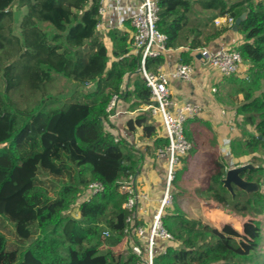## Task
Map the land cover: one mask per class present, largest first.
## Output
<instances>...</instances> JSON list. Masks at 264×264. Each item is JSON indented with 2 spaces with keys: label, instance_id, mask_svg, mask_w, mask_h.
Segmentation results:
<instances>
[{
  "label": "trees",
  "instance_id": "trees-1",
  "mask_svg": "<svg viewBox=\"0 0 264 264\" xmlns=\"http://www.w3.org/2000/svg\"><path fill=\"white\" fill-rule=\"evenodd\" d=\"M99 1L0 0L5 82L0 90V264H141L129 246L125 253L112 249L125 242L129 214L120 183L137 172L141 161L126 153L124 138L116 142L104 128L112 96L121 94L137 111L128 126L153 142L141 148L144 152L165 149L169 140L158 134L150 111L143 109L151 90L140 70L142 54L132 46L130 23L127 29L108 31L109 49L96 30ZM23 7L27 11L18 31L16 13ZM159 7L158 28L168 36L169 48L187 47L180 58L187 63L193 50L233 29L217 27L216 18L231 16L236 22L246 15L236 30L244 37L236 49L249 64L248 72L222 76L220 88H228L231 104L243 116L231 152L236 158L251 156L256 167L241 174L262 186L264 0H159ZM164 62V56L149 57L145 67L155 70ZM56 75L92 88L60 104L50 95L36 101ZM21 94L23 102L17 98ZM186 135L193 148L185 164L198 151ZM226 167L222 156L209 153L196 192L237 213H264L262 190L250 195L235 187L233 197L223 186ZM94 182L104 189L82 200L79 216H73L69 210ZM163 223L175 243L158 257L160 264H264V251L256 257L242 253L237 239H223L211 224L188 216L177 201L165 209ZM261 241L262 235L256 250Z\"/></svg>",
  "mask_w": 264,
  "mask_h": 264
},
{
  "label": "built area",
  "instance_id": "built-area-1",
  "mask_svg": "<svg viewBox=\"0 0 264 264\" xmlns=\"http://www.w3.org/2000/svg\"><path fill=\"white\" fill-rule=\"evenodd\" d=\"M98 12L97 33L100 31L106 35L111 29L123 30L127 27L126 22L130 23L132 46L135 52L142 54L140 70L151 90L150 102L143 109L150 111L158 131L169 140L165 149H159L167 158L165 191L149 218H143L142 215L149 210L147 205L150 198L139 189V168L120 183V191L127 194L123 207L129 212L124 229L125 241L140 258L141 264H160L158 257L175 243L174 236L163 223L165 208L173 204L172 186L177 166L193 148V142L186 135V123L200 116L204 108L201 102H182L174 98L169 87L171 76L188 82L192 81L199 69L212 70L221 76L240 75L248 70L249 64L234 47H220L215 51L203 47L192 51L191 62L180 60L172 72L165 70L163 64L155 70H147V58L165 56L173 50L167 46L168 36L158 28L159 0H100ZM227 21L231 27L235 24L231 16H227ZM200 53L202 56L197 57ZM123 101L121 94H114L107 106L108 115L103 119L105 130L113 134L116 142L122 141L123 136L113 130L112 124L117 122L119 116L131 114ZM103 189L104 186L99 182L90 184L85 192L86 199ZM261 190L264 192V184Z\"/></svg>",
  "mask_w": 264,
  "mask_h": 264
},
{
  "label": "crops",
  "instance_id": "crops-1",
  "mask_svg": "<svg viewBox=\"0 0 264 264\" xmlns=\"http://www.w3.org/2000/svg\"><path fill=\"white\" fill-rule=\"evenodd\" d=\"M216 40L208 46L213 51L225 46L236 48L243 42L242 34L236 32L234 28L225 32L221 38ZM186 49V46H181L168 52L164 56L165 62L163 66L165 70L172 72L174 66L181 60L182 51ZM222 80L223 77L220 74L206 69L197 70L192 81L183 82L173 76L170 79L169 87L174 98L182 102H201L204 104L201 115L186 123V133L190 135L198 147L197 154L195 153V156L193 155V158H190L187 164V173L193 176L195 180L200 176H195L196 174L193 173L194 166L196 164L206 166L208 164L209 153H218L222 156L227 163L226 169L249 162L248 158L251 157L244 155L236 158L231 152L233 139L241 135L243 116L237 114V105L231 104L230 101L233 97L228 96V88L226 87V89L221 90L220 85ZM223 97L224 100H221ZM239 97L242 99L241 95ZM123 102L129 109L127 101L124 99ZM130 112L131 114L129 115L119 116L117 122L112 125L113 130L120 132L124 140H127V143H125L127 154L132 153L133 155L138 154L140 156L141 161L139 163L137 183L139 189L148 194L150 198V202L147 205L149 210L146 214H142L143 218H149L151 211L158 206V201L162 197L164 186L160 173L165 166L167 158L166 154L160 153L159 150L153 153H146L141 149L147 145H152L153 142L142 139L139 132L133 134L130 131L128 122L137 115V111L130 110ZM246 128L250 131L253 130L250 125H247ZM158 134L161 135L159 131ZM229 158H234L236 162L232 164ZM197 188L198 186H196ZM176 189L178 193L189 194L182 186L178 185ZM188 196L195 198L194 205L198 204L196 195L189 194ZM177 202L180 206L183 205L181 199H177Z\"/></svg>",
  "mask_w": 264,
  "mask_h": 264
},
{
  "label": "rangeland",
  "instance_id": "rangeland-1",
  "mask_svg": "<svg viewBox=\"0 0 264 264\" xmlns=\"http://www.w3.org/2000/svg\"><path fill=\"white\" fill-rule=\"evenodd\" d=\"M14 8L16 9V6ZM26 11H27V8L23 7L21 10H19L16 13V24H17L18 31H20L19 24H20L21 18L26 13ZM214 23L219 28L220 27L221 28L230 27L227 21V16L216 18ZM210 28L211 27H209L208 29ZM98 34L107 44L108 48L111 49V42L109 41L107 34L104 35V33L100 31L98 32ZM242 38H244L243 35H242ZM213 41H217V40L215 39ZM213 41H211L210 44ZM208 46L209 44L206 47ZM247 72L248 71L245 70L238 76L244 77L246 76L245 74ZM4 86H5V82L2 79V71L0 70V90L1 91L4 90ZM42 87L43 89L41 88V90L38 92L37 97L35 96L36 94L33 95L35 96L34 98H36L35 99L36 101H38L40 97L42 98L44 96L50 95L56 98L57 103L60 104L68 100L74 94H79L80 92H85V91L90 90L92 88V85L83 86V85H80L74 82L73 80L66 79L62 76L56 75L53 82H51L50 84H47V86L45 87L44 86ZM27 97H29V95H27ZM17 98L22 102L26 100L25 96L22 94L19 95ZM187 157L188 155L183 157L180 164L177 166L176 174L180 172L181 175L177 179L178 181L176 184L173 181V186H172L173 204L175 201H177V199H181L183 202V205H182L183 207L181 206V208L185 211L186 214H188V216L196 217V219H200L205 223L211 224L215 228V231L218 233V235H220L223 239H227L229 237H233L237 239L240 243L242 253L252 255L253 257L258 256L259 254H262V252L264 251V213L259 214V215L252 213V212H246L245 214L237 213L231 207H225L223 205H218L216 202L206 198L205 195L201 193H197L196 186L202 185L201 178L205 174V166L200 165V164H196L194 166L193 173L196 174L195 176H200L199 178H197V180H195L193 176L187 173L188 163L185 164L183 162L184 158H187ZM190 158H193V156H191ZM250 159L251 158L249 157L248 158L249 162H251ZM229 161L232 164L236 162L234 158H231ZM160 176L163 182V186H166L165 183L167 180V170L165 166L163 170H161ZM178 185L184 187V189H186L190 195L191 194L196 195L198 204L197 205L193 204L195 203L194 201L195 198L189 197L188 196L189 194L188 195L184 193L182 194V192L178 193L176 191L177 190L176 188L178 187ZM164 191L165 189L163 188V192ZM86 197H87V194L85 195L84 193L81 196V198L77 201V204L69 210V213H71L75 217H78L80 214L78 206L82 200L86 199ZM173 204H171L170 206L166 208L171 209L173 207ZM260 235H262V241H261L260 246L256 250L257 240L259 239ZM127 246L128 244L125 241L121 245L116 246L112 249L115 251H122L123 253H125L124 251L126 250Z\"/></svg>",
  "mask_w": 264,
  "mask_h": 264
},
{
  "label": "water",
  "instance_id": "water-1",
  "mask_svg": "<svg viewBox=\"0 0 264 264\" xmlns=\"http://www.w3.org/2000/svg\"><path fill=\"white\" fill-rule=\"evenodd\" d=\"M246 17L245 14H243L241 17L237 18L233 28L236 31L238 26L241 24L242 20H244ZM202 54H198L197 57H201ZM256 165H254L252 162H246L242 163L236 166H231L228 169H226L225 176L221 179L223 186L232 194L234 197L235 187L241 189L242 191L253 195L259 191H261V185L257 180H247L242 176V172L246 169H252L255 168Z\"/></svg>",
  "mask_w": 264,
  "mask_h": 264
}]
</instances>
